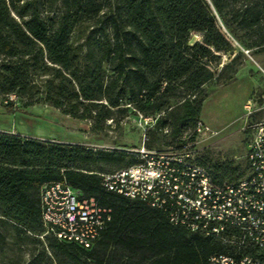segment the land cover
Instances as JSON below:
<instances>
[{"label": "trees", "instance_id": "obj_1", "mask_svg": "<svg viewBox=\"0 0 264 264\" xmlns=\"http://www.w3.org/2000/svg\"><path fill=\"white\" fill-rule=\"evenodd\" d=\"M192 32L201 39L190 43ZM226 33L248 51L264 49V0H0L2 105L12 112L17 103H47L90 120L95 131L130 106L144 115L165 110L170 122L157 118L145 139V146L160 147L152 144L157 131L176 136L196 125L207 96L203 84L213 76L208 58L235 48ZM97 161L121 168L138 159L131 151H94L0 131L1 253L3 226L38 240L31 233L44 230L40 186L61 179L112 209V220L90 248L45 235L53 253L74 264H208L221 249L211 238L173 225L163 211L105 190L90 168ZM235 169L209 172L221 183L243 174L229 173Z\"/></svg>", "mask_w": 264, "mask_h": 264}, {"label": "built area", "instance_id": "obj_2", "mask_svg": "<svg viewBox=\"0 0 264 264\" xmlns=\"http://www.w3.org/2000/svg\"><path fill=\"white\" fill-rule=\"evenodd\" d=\"M245 108L242 129L249 139L245 172L237 179L216 183L193 155L192 144L147 147L144 133L141 145L131 149L138 161L100 172L101 186L161 210L173 225L219 243L221 249L209 256L208 264H264V117H254L250 103ZM159 115L144 117V122H155ZM194 127L211 131L201 121ZM39 198L40 236L90 248L112 220L111 207L83 196L65 179L42 183Z\"/></svg>", "mask_w": 264, "mask_h": 264}, {"label": "rangeland", "instance_id": "obj_3", "mask_svg": "<svg viewBox=\"0 0 264 264\" xmlns=\"http://www.w3.org/2000/svg\"><path fill=\"white\" fill-rule=\"evenodd\" d=\"M216 21L221 26L217 15ZM226 35L235 48L219 51L217 57L208 58L213 76L203 84L207 96L202 101L197 120L211 131L190 127L176 136L171 135V130L166 133L157 131L158 139L152 144L167 147L169 143H190L193 155L208 170H215V166H228L236 168L229 172L236 175L245 172L244 154L249 139L248 133L242 129L245 104L250 103L256 109L254 117H264V49L248 51ZM200 39V33L192 32L189 42ZM239 50L242 53L236 57L235 63L225 66ZM178 100L170 99V104ZM2 101L3 96L0 95V131L52 142L78 143L94 151H131L141 145L144 133L150 139L148 132L154 130L155 122L145 123L144 117L154 119L160 114V121L166 119L170 122L165 110L144 115L130 106L125 114L115 112L112 119H107L108 125L104 129L95 131L90 120L74 118L47 103L35 102L25 107L17 103L19 110L7 112ZM166 127L170 128L169 125ZM121 165L97 161L90 164V168L100 173ZM1 229L5 235V254L0 250V264H74L62 253H53L46 236H40V233H31V237L38 239L32 240L17 237L15 230L8 225Z\"/></svg>", "mask_w": 264, "mask_h": 264}, {"label": "crops", "instance_id": "obj_4", "mask_svg": "<svg viewBox=\"0 0 264 264\" xmlns=\"http://www.w3.org/2000/svg\"><path fill=\"white\" fill-rule=\"evenodd\" d=\"M147 137V136H146Z\"/></svg>", "mask_w": 264, "mask_h": 264}]
</instances>
